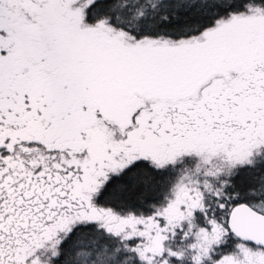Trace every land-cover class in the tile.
Segmentation results:
<instances>
[{
	"label": "rangeland",
	"instance_id": "374dc122",
	"mask_svg": "<svg viewBox=\"0 0 264 264\" xmlns=\"http://www.w3.org/2000/svg\"><path fill=\"white\" fill-rule=\"evenodd\" d=\"M93 1L0 0V103L9 96L23 102L0 115L16 125L8 130L14 143L18 135L33 134L52 149L50 173H69L65 183L71 195L70 204L27 211L14 231L0 225V264H52L69 231L86 224L114 237L126 259L143 264H264V248L228 242L224 214L230 211L224 190L236 178L233 173L253 166L257 159L246 157H260L264 148L217 137L167 140L159 131L163 98L145 97L137 109L124 106L115 83L96 68L116 62L117 48L98 35L127 47L161 48L173 40L141 33L121 18L112 20L111 13L89 17ZM221 34L223 40L248 37L263 43L264 9L227 15L207 31L174 42L192 48ZM261 55L250 68L245 59L244 68L223 72L215 97L206 100L209 107L248 123L257 118L254 123L264 127ZM137 161L174 177L164 200L146 214L101 205L97 196L107 181ZM183 191L200 196L197 208L181 197ZM89 258L92 263L95 253H85L82 261Z\"/></svg>",
	"mask_w": 264,
	"mask_h": 264
},
{
	"label": "trees",
	"instance_id": "16d2710c",
	"mask_svg": "<svg viewBox=\"0 0 264 264\" xmlns=\"http://www.w3.org/2000/svg\"><path fill=\"white\" fill-rule=\"evenodd\" d=\"M263 9L264 0H161L157 8L150 12L151 16L143 19H120L117 16L114 20L120 19L123 24L133 28L180 38L208 29L227 15L250 11L257 13ZM88 11L91 17H97L103 13L133 12L137 9L130 0H99L89 6ZM23 68L26 70L28 67ZM15 104L21 107L23 102L9 96L7 103H0V110H12V105ZM33 106L32 102L31 108ZM10 128L17 130L12 120L0 115V225L14 231L22 217V208L17 210L15 203L18 192L50 172L55 157L52 149L33 134L22 137L18 135L19 140L14 143L8 135ZM245 169L247 170L224 190V195L230 199L228 208L231 209L239 202H247L264 212V164H255ZM173 178L167 172L145 165L131 166L112 176L100 190L97 199L104 206L146 214L164 200ZM240 180H243L242 183H239ZM224 214L227 217L228 213ZM229 240L231 243L242 241L231 232ZM88 252L96 255L97 259L92 263H89L90 258L86 260L88 263L82 261L84 254ZM124 255L117 250L114 237L99 227L86 224L69 231L60 242L52 264H143L136 258L126 259Z\"/></svg>",
	"mask_w": 264,
	"mask_h": 264
},
{
	"label": "flooded vegetation",
	"instance_id": "af4514ba",
	"mask_svg": "<svg viewBox=\"0 0 264 264\" xmlns=\"http://www.w3.org/2000/svg\"><path fill=\"white\" fill-rule=\"evenodd\" d=\"M98 1L94 0L87 6V16L91 17L88 11L89 6ZM160 1L136 0L134 4L137 11L117 12L111 15L115 18L118 16L143 19L151 16ZM106 14L110 13L99 14L93 18ZM135 29L153 36L163 35L173 41L170 45L161 46V48L158 46L127 47L113 41L106 34L98 35L100 39H105L112 44V47L117 48L116 62L108 64L105 70L103 65L96 68L106 75L105 78L115 83L118 96L124 97V106L134 105L137 109L145 97L163 98L166 101L164 103L166 112L159 124V131L167 140L186 141L191 138H202L213 141L212 139L217 137L218 141L233 140L237 146L241 144L245 147L255 143L256 147L264 148V127L254 123L257 118H249L248 123L236 116H228L223 110L211 108L210 103L206 102L208 98L215 97L218 80L223 76V72H227L230 67L244 68L245 59L248 60L247 66L250 68L255 58L261 57L264 53V42L258 44L248 37L223 40L224 35L221 34L210 40L202 38L192 48H180L179 45H175L174 39L183 40L182 37L176 38L167 33L159 34L142 28ZM207 30L204 29L198 33ZM92 41L97 40L93 38ZM246 158L250 162L257 159L254 165L264 164V155ZM139 163V161L134 162V165H129L123 170L131 166H143ZM243 173L233 174L239 178ZM68 174L67 172L59 176L47 172L30 184L25 191L18 192L15 203L17 210L22 208L20 216L25 215L32 208L42 213L50 206L70 204L71 195L66 194L67 183H65Z\"/></svg>",
	"mask_w": 264,
	"mask_h": 264
},
{
	"label": "water",
	"instance_id": "95a60500",
	"mask_svg": "<svg viewBox=\"0 0 264 264\" xmlns=\"http://www.w3.org/2000/svg\"><path fill=\"white\" fill-rule=\"evenodd\" d=\"M181 197L195 209L200 204L197 193L183 191ZM229 231L242 241L264 248V212L247 202L235 204L228 213ZM212 229H217L216 224Z\"/></svg>",
	"mask_w": 264,
	"mask_h": 264
}]
</instances>
